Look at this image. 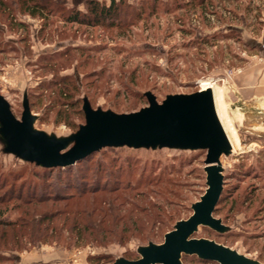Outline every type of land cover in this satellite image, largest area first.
<instances>
[{"label": "rangeland", "instance_id": "1", "mask_svg": "<svg viewBox=\"0 0 264 264\" xmlns=\"http://www.w3.org/2000/svg\"><path fill=\"white\" fill-rule=\"evenodd\" d=\"M85 1L0 0V94L13 115L20 118L25 91L37 117L34 126L65 136L84 122V96L92 108L127 113L147 105L144 91L160 102L166 94L210 87L232 149L220 158L223 197L213 215L229 230L200 226L193 237L264 262V103L256 92L264 70V0H205L202 6L198 0H120L130 5L131 24L109 28L67 21L77 11L86 12ZM96 1L107 5L111 0ZM62 76L69 77L65 97L53 85L46 89ZM204 158L200 150L103 148L77 168L57 176L47 170L40 179L33 164L0 150L1 207L8 209L3 217L16 219L20 210L14 205L25 198L77 195L90 185H143L162 173L175 183L167 196L176 215L168 231L191 214L190 205L205 190ZM59 178H67V184ZM163 234L152 241L162 242ZM145 243H22L3 252L11 260L0 264H88L87 257L98 254L109 255L111 264L118 257L136 259V247ZM181 260L217 264L194 255Z\"/></svg>", "mask_w": 264, "mask_h": 264}, {"label": "water", "instance_id": "2", "mask_svg": "<svg viewBox=\"0 0 264 264\" xmlns=\"http://www.w3.org/2000/svg\"><path fill=\"white\" fill-rule=\"evenodd\" d=\"M142 95L147 105L127 113L92 108L84 96V122L74 132L56 136L34 126L37 117L31 113L25 91L20 118L13 115L10 104L0 94V150L41 168L66 167L103 148L205 151L206 187L190 205L191 214L175 221L163 234L162 242L149 240L138 245L136 259L118 257L111 264H184L182 255L217 264H264L214 240L193 237L200 226L217 233L229 230L213 215L224 182L220 158L230 155L232 149L218 118L212 89L166 94L160 102L150 91Z\"/></svg>", "mask_w": 264, "mask_h": 264}, {"label": "trees", "instance_id": "3", "mask_svg": "<svg viewBox=\"0 0 264 264\" xmlns=\"http://www.w3.org/2000/svg\"><path fill=\"white\" fill-rule=\"evenodd\" d=\"M204 1L198 0L197 4L202 6L206 4ZM192 2L182 1L183 4ZM36 4L33 3L34 6ZM85 7V13L77 11L67 17V21L105 28L131 24L133 12L127 11L130 5L122 6L120 0H111L107 5L96 0H86ZM40 8L45 7L42 5ZM67 79V76L59 77L47 83L46 89L53 85L58 96L65 97L67 88L64 81ZM56 85L60 86L57 88ZM92 154L66 167L41 168L34 165L37 167L34 176L43 179L47 170H56V176L60 175L61 172L83 165ZM66 179L58 180L66 183ZM174 186L170 176L160 173L143 185L128 181L121 185H90L77 195L54 192L35 199L21 200L18 197L21 201L14 208L19 209L20 213L14 220L3 217L8 209L6 205L1 207L5 198L0 195V249H4L0 252V262L10 261L11 258L3 252L12 251L15 247L21 248L22 243L33 245L35 242L65 241L73 245L91 243L101 246L109 243L123 244L129 240H156L166 232L167 225L176 216L172 209L174 205L167 197L173 194ZM222 197L221 193L218 203ZM86 260L88 264L111 262L106 254L90 255Z\"/></svg>", "mask_w": 264, "mask_h": 264}, {"label": "crops", "instance_id": "4", "mask_svg": "<svg viewBox=\"0 0 264 264\" xmlns=\"http://www.w3.org/2000/svg\"><path fill=\"white\" fill-rule=\"evenodd\" d=\"M260 73H261L260 75L261 77L259 79V83H257L259 87L256 92L264 103V70L260 71Z\"/></svg>", "mask_w": 264, "mask_h": 264}, {"label": "bare ground", "instance_id": "5", "mask_svg": "<svg viewBox=\"0 0 264 264\" xmlns=\"http://www.w3.org/2000/svg\"><path fill=\"white\" fill-rule=\"evenodd\" d=\"M202 84L205 85V84H207V83H206V82H203ZM261 111H262L263 114H264V109H263V110L261 109Z\"/></svg>", "mask_w": 264, "mask_h": 264}, {"label": "built area", "instance_id": "6", "mask_svg": "<svg viewBox=\"0 0 264 264\" xmlns=\"http://www.w3.org/2000/svg\"><path fill=\"white\" fill-rule=\"evenodd\" d=\"M200 88H204V87H200Z\"/></svg>", "mask_w": 264, "mask_h": 264}]
</instances>
